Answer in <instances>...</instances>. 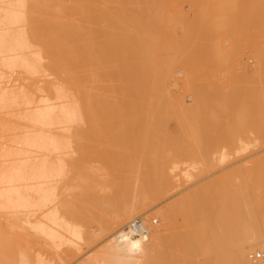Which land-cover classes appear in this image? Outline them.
Returning a JSON list of instances; mask_svg holds the SVG:
<instances>
[{
    "label": "bare ground",
    "instance_id": "1",
    "mask_svg": "<svg viewBox=\"0 0 264 264\" xmlns=\"http://www.w3.org/2000/svg\"><path fill=\"white\" fill-rule=\"evenodd\" d=\"M233 1L216 0L223 6ZM256 3L264 16V0ZM163 11L164 0H0V209H28L25 215L35 212V216L46 208L45 213L38 212L41 218L35 216L36 220L30 221L32 216H26L24 223L60 245L89 244L117 228L110 241L80 264H264L253 263L251 255L247 256L248 250L264 251L263 157L251 166L245 163L231 168L210 185L168 204L160 216L162 226L172 232L169 237H162L157 229L150 232L149 226L144 237L124 232V226L138 218L149 201L166 195L173 177L164 160L168 153L179 154L182 147L158 127L163 119L156 115L177 106L166 99ZM185 45L186 57L189 49L197 53ZM228 53V47L221 48L219 60L225 67H230ZM256 58L253 69L243 64L235 77L254 87L264 100V52ZM15 73L23 74L27 83L12 84L20 79H13ZM47 76L56 79L42 87L41 78ZM235 83L231 78L212 89L194 84L187 88L198 113L205 108L215 112L208 125L217 124L224 116L230 122V137L260 149L264 146V109L257 113L258 126H249L253 105L245 100L248 88ZM77 122H87L89 129L69 134V125ZM75 142L79 143L77 152H82L79 165L72 163ZM194 150L203 152L205 147ZM93 158L102 163L97 173L107 172L108 180L103 183L112 189L107 198L102 196L103 209L118 211L114 219L108 213V220L98 218L100 231L96 234L88 229L89 224L78 226L64 216H78L92 204L87 211L80 206L83 209L78 210L79 204L72 210L66 203L52 204L60 187L74 185L73 172L80 174L88 166L92 169ZM97 173H89V179L80 174L86 180L76 181L75 186L90 188L91 182H87L94 178L91 187L104 189L102 179L95 180ZM66 176L68 181L63 178ZM58 178L64 179L61 184H69L58 183V188L53 182ZM27 189L38 195L36 201L26 196ZM93 192L86 196L100 198L97 207L101 195L96 198L100 192ZM90 198L86 200L89 203ZM92 211L84 214L86 222L97 218ZM178 216L186 229L176 233ZM199 254L204 257L202 262L196 261ZM36 264L53 263L40 259Z\"/></svg>",
    "mask_w": 264,
    "mask_h": 264
},
{
    "label": "rangeland",
    "instance_id": "2",
    "mask_svg": "<svg viewBox=\"0 0 264 264\" xmlns=\"http://www.w3.org/2000/svg\"><path fill=\"white\" fill-rule=\"evenodd\" d=\"M163 12L164 21L161 27L163 37L161 42L165 61L166 99L168 104H174L177 106L170 107L166 113H156V115L162 117L163 119L161 122L162 125L160 124L161 126L158 127H161L165 134L174 137L178 143L180 142L182 147L179 154L168 153L166 159L164 160V166L167 173H170L173 177L171 184L167 188L168 191L166 195L160 198L158 201H149L151 204L148 203L149 205L145 206L144 209L141 210L136 216L139 217L140 215L146 221H148L147 224L150 227V232L151 230L157 229L159 230L160 235L166 238L172 235V232L162 226L163 220L160 216V212L163 211V209H165L168 204L200 187H206L210 185L212 182L216 181L218 178H221L224 174L231 170V168L235 169L241 167L245 163L248 166H251L255 160L261 159L262 157L264 158V146H261L260 149L255 146L247 147L241 143H238V141L242 140L239 137H230L228 131L230 122L224 116L217 124L213 126L208 125L210 120L214 118L215 112L211 111L210 108H205L201 113H198L193 107L194 96L187 88L188 84H194L196 86H205V88L207 87L212 89L215 88L214 85L218 84L219 82L234 78L237 87L245 86L248 88L244 91L247 94L245 100L253 105L249 108V112L253 114V117L251 118L252 123H249L248 125L257 127L259 120L256 116L259 111L264 109V100L258 97V93L254 87H249V85H245L244 82L237 81L235 76L236 72H241L240 66L243 64H246L251 69H253L257 65L256 55L259 52H264V16L260 7L257 5L256 0H234L233 3L225 6L219 5L216 0H164ZM185 43H187L190 47L197 49V53L194 54L193 50L189 49V54L186 57L184 54L186 46ZM224 46L229 48L228 61L230 63V67L221 65L219 60L221 58V48ZM15 78L20 79L16 82L13 80L12 84L19 85V83L22 81L27 83V80H24L25 76L23 74L15 73L13 79ZM41 79L42 81L40 84L42 87H45L48 84V81L55 80L56 78L54 76H47L42 77ZM183 100L185 104H182L181 106V101ZM82 128L83 130L89 129V124L87 122H77V124L73 123L72 125L71 123V125H69L70 131L68 132L69 134H75L78 133V131L80 132ZM195 143L198 147H200V145L205 147V150L199 153L198 151H195L194 149L198 148ZM78 144V142H75V144L73 143V148L75 149ZM228 146L230 147L228 148ZM74 149H71L70 151H73ZM78 150L79 148L77 147L74 151L77 152ZM76 152H72L71 155L73 158L76 160L78 159L79 161L74 159L75 161L73 160L72 163L75 162L74 164H77L76 162H78L77 165H79L82 152L81 154L80 151L79 153ZM220 154H223L224 158L223 155L221 156ZM244 158L247 159L246 162H243L245 161ZM93 160L92 162L94 163L89 161L91 163L90 167L92 168V171L89 170V166L86 165L88 168H82V171L85 172V174L82 171L80 172V174L83 173L82 176L87 175L88 179L91 175L93 176L94 173H97L98 169L103 166L102 163L98 161V159V162L96 161V158L94 161ZM87 164L89 163L87 162ZM86 166L84 164V167ZM209 166L211 168H209ZM71 167L72 165L70 168ZM79 168L81 169L80 166ZM87 170L88 174L91 173L90 176L86 173ZM69 171L71 173L73 172L71 169ZM69 171L68 173H70ZM93 171L96 172L93 173ZM102 171L97 173L95 180L99 181V179H102L103 181L100 180V184L103 185L105 183L104 179H106L107 182L108 177H105L107 172ZM74 173L79 174V172L77 170V172L72 173L73 177L76 176L74 181L76 180L77 183L79 181H84V179L86 180V176L83 179L80 174L77 177V175ZM98 174L102 175L98 177ZM103 176L104 178H101ZM63 178H67V176ZM93 179L94 178L88 180V184L91 182L89 186H93ZM68 180L69 179L67 178V181ZM62 181H64V179L58 178L53 182L54 185L56 183V186L59 188V185L61 184L60 182ZM70 182L71 176L69 183ZM75 182L74 185L71 183V187L67 186L69 183H67V185L66 183H62L66 185L67 188L62 184L60 185L63 186V188L60 187V190L57 191L58 195H56L53 200L55 203L52 204L59 203L62 205V203H66L69 204L68 208L70 207V210L76 208L79 204L77 208H79V206L83 208L85 207L84 210H86V207H91V204L92 207L95 206V204H98L100 195L101 202L99 201V204L102 206V196L107 198V195H111L112 193L111 188H106V185H109L107 183L104 184L105 187L101 185L104 187V189L97 186L100 188V191H98V188L96 190V186H90V188L95 189L94 192L93 189L90 190L86 183V186H82L81 184V187H85L86 190H90L93 193L100 192L99 194H96L99 195L96 197L99 198L98 200L95 198L97 200L96 203L94 202L96 200L86 196V194L90 191H86L85 188L83 190V188H79L80 186L76 187ZM58 183L60 184L58 185ZM48 185L50 186L51 184ZM23 187L24 189L27 187L29 188V186H26V188L25 186ZM108 187H112L114 189L113 186ZM78 189L79 192H81L80 194L82 197H80ZM25 194L28 197L30 196L33 201L38 199V195L36 194V196L33 190L31 191V189L28 191L25 190ZM86 197L88 199L90 198L91 203L86 201ZM84 198L86 199L84 200ZM133 200H135V198H133ZM88 204L90 205L88 206ZM100 205L93 207L94 211H92V207L89 208L88 211L86 210L87 212H90L91 210L93 213L95 212V215L97 214V218L90 222H86V220L83 219V216H85L84 214L87 213L85 211L80 212L83 215L80 214L78 216H73L67 214L64 216L67 220L78 226L84 225V227H87L89 224L88 229L96 234L100 231L98 222L100 219L99 217L108 220L107 215L109 214L108 217L114 219L115 214L118 212L111 211L110 213L108 212V209H103L104 205L99 210L97 208L100 207ZM33 209L34 211L37 210V208ZM80 209L81 208L78 210ZM27 210L28 209H19V211L18 209H0V264H24L25 262L26 264L27 262L28 264H36L40 259L53 264H80L85 261L89 255L93 254L108 241H110L109 239L113 238L114 233L117 232V228L114 230L112 229L113 231H109L106 236H97V238H95V240L89 244L79 242L81 246H76L73 244L60 245L59 242L54 244L55 242H50L46 240L44 236L36 233L32 229L31 225L26 223L27 221L24 223L26 220L25 217L27 216L25 214H28L29 212H26ZM46 211V208L43 212L38 210L35 216L41 218V213L38 212L45 213ZM34 213L35 212H32V214ZM32 214L29 216L31 217ZM29 216L26 218L29 219ZM35 216H32L29 220H36ZM154 219L158 220V222L155 224L152 222ZM176 220L178 226L176 227L177 230L174 231L176 233L185 231L186 227L184 226L182 217L178 216ZM129 223L130 221L128 224ZM57 226L55 225L56 228L60 229V227ZM126 226L127 224L124 226V229ZM151 239L152 237H150L149 242H151ZM247 252L248 258L250 257L249 255L254 253H264V251L260 249H256L255 251L248 250ZM23 255L24 257L26 255V258L29 261L26 258L23 259ZM196 259L197 262H202L204 257L203 255L199 254ZM23 260L27 261L22 262ZM249 260L253 263L264 261V259L261 258L251 257Z\"/></svg>",
    "mask_w": 264,
    "mask_h": 264
},
{
    "label": "built area",
    "instance_id": "3",
    "mask_svg": "<svg viewBox=\"0 0 264 264\" xmlns=\"http://www.w3.org/2000/svg\"><path fill=\"white\" fill-rule=\"evenodd\" d=\"M152 222L155 224L158 222V220L154 219ZM147 226L148 224L146 220L143 217H138L125 227L124 232L130 236L144 237L148 234ZM251 258L264 259V253L252 254Z\"/></svg>",
    "mask_w": 264,
    "mask_h": 264
}]
</instances>
